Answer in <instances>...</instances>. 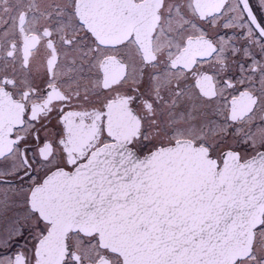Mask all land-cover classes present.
Masks as SVG:
<instances>
[{
	"label": "snow or ice",
	"instance_id": "1",
	"mask_svg": "<svg viewBox=\"0 0 264 264\" xmlns=\"http://www.w3.org/2000/svg\"><path fill=\"white\" fill-rule=\"evenodd\" d=\"M0 264H264V0H0Z\"/></svg>",
	"mask_w": 264,
	"mask_h": 264
}]
</instances>
